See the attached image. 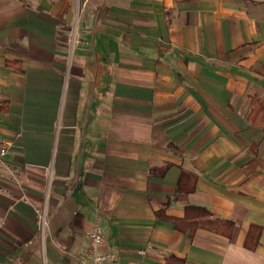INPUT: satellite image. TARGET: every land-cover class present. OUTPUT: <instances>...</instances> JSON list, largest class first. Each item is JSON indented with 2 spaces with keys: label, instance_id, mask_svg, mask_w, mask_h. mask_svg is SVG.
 <instances>
[{
  "label": "crops",
  "instance_id": "0c3cea01",
  "mask_svg": "<svg viewBox=\"0 0 264 264\" xmlns=\"http://www.w3.org/2000/svg\"><path fill=\"white\" fill-rule=\"evenodd\" d=\"M0 0V264H264V0Z\"/></svg>",
  "mask_w": 264,
  "mask_h": 264
},
{
  "label": "built area",
  "instance_id": "2783aa9c",
  "mask_svg": "<svg viewBox=\"0 0 264 264\" xmlns=\"http://www.w3.org/2000/svg\"><path fill=\"white\" fill-rule=\"evenodd\" d=\"M10 146V142L0 137V194H8L3 186L4 182L18 185V169L5 161ZM87 237V249L80 257L79 264H108L109 257L100 252L103 236L102 229L97 222L93 223Z\"/></svg>",
  "mask_w": 264,
  "mask_h": 264
},
{
  "label": "rangeland",
  "instance_id": "374dc122",
  "mask_svg": "<svg viewBox=\"0 0 264 264\" xmlns=\"http://www.w3.org/2000/svg\"><path fill=\"white\" fill-rule=\"evenodd\" d=\"M25 1H28V2H32L31 0H25ZM66 2L68 3V4H71V6H72V10H71V14H72V18H76L75 19V23H74V26H66V29H67V31L69 32V34H71L73 37H75L76 36V34H77V21H78V17H79V14H80V10H79V6H78V8H76L75 10H74V7H73V0H66ZM43 3H48V0H35V4L37 5V7H40L41 6V4H43ZM41 8V7H40Z\"/></svg>",
  "mask_w": 264,
  "mask_h": 264
}]
</instances>
